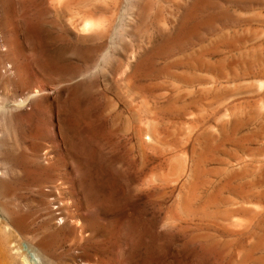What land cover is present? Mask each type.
Returning <instances> with one entry per match:
<instances>
[{
	"label": "rangeland",
	"instance_id": "1",
	"mask_svg": "<svg viewBox=\"0 0 264 264\" xmlns=\"http://www.w3.org/2000/svg\"><path fill=\"white\" fill-rule=\"evenodd\" d=\"M0 5V97L42 89L0 138L3 264H146L138 233L149 264H264V0Z\"/></svg>",
	"mask_w": 264,
	"mask_h": 264
},
{
	"label": "bare ground",
	"instance_id": "2",
	"mask_svg": "<svg viewBox=\"0 0 264 264\" xmlns=\"http://www.w3.org/2000/svg\"><path fill=\"white\" fill-rule=\"evenodd\" d=\"M4 6L0 5V15L3 14L4 12ZM4 16V14L2 15ZM86 20V19H85ZM90 26V25H89ZM4 39V38H3ZM2 45V44H1ZM2 47V46H1ZM7 49V45L2 47V49H0V82H5L6 81H11L12 77L15 76V71L13 70V66L11 64V62L8 59L7 53L5 52ZM10 52V51H9ZM8 52V53H9ZM15 53V52H14ZM14 64V63H13ZM18 64V62H17ZM16 65V64H15ZM8 66H10V69H8ZM16 67V66H14ZM25 70V69H24ZM28 72V71H27ZM19 73V72H17ZM29 73V72H28ZM14 75V76H13ZM17 75V74H16ZM27 79V78H26ZM30 80V79H29ZM2 85V84H0ZM10 85V84H9ZM13 87L9 88L6 90V92L3 95V91L2 93V97H0V138L3 136V134L7 133L9 131V128L11 130V127H9V123L11 124V122L13 121L14 118L20 116V114L18 115L17 112H22L24 111L29 105H31V101L36 98V93L42 89L37 88V92H35L34 90H30L27 89L23 96H19L18 93V89L17 86H14V84L12 83ZM17 85V84H16ZM24 85V84H23ZM40 86V85H39ZM43 86V85H42ZM41 86V87H42ZM3 87V85H2ZM8 87V86H7ZM23 88V87H22ZM3 90V89H2ZM45 93V92H43ZM1 95V94H0ZM40 95V94H39ZM37 98H38V93H37ZM33 104V103H32ZM39 104V102H38ZM32 107V106H31ZM31 107H29L31 109ZM35 110V109H34ZM22 117V116H21ZM23 118V117H22ZM16 122H19L16 121ZM15 123V122H14ZM17 124V123H16ZM11 126V125H10ZM14 128V127H13ZM12 132V131H9ZM9 135V134H8ZM4 137V136H3ZM2 140V139H1ZM73 143V142H72ZM1 166V165H0ZM3 167V166H1ZM2 169V168H1ZM0 169V170H1ZM1 172V171H0ZM3 172V171H2ZM1 172V173H2ZM7 174V173H6ZM1 176V174H0ZM1 184V183H0ZM61 184V183H60ZM2 185V184H1ZM5 185V184H4ZM96 187V186H95ZM4 188V186H3ZM99 188V187H98ZM95 189V188H94ZM97 189V188H96ZM95 189V190H96ZM102 189V188H101ZM100 189V191H101ZM4 190V189H3ZM2 190V191H3ZM58 190V189H57ZM5 191V190H4ZM59 193V191H57ZM62 192V191H61ZM95 192V191H94ZM102 193V192H101ZM2 194V193H1ZM71 194V193H70ZM75 194V192H74ZM77 194V193H76ZM59 195V194H58ZM100 196V195H99ZM106 196V195H105ZM103 196V198L105 197ZM1 197V196H0ZM5 197V196H4ZM100 198H102L100 196ZM106 198V197H105ZM104 198V199H105ZM55 199V198H54ZM92 200V199H91ZM55 201V200H54ZM56 201H59L56 199ZM78 201V200H77ZM76 201V202H77ZM97 201V200H96ZM105 202V201H104ZM62 205V202H60ZM74 203V202H73ZM3 204V203H2ZM72 204V203H71ZM97 204V203H96ZM60 205V206H61ZM68 204H66L67 206ZM98 205V204H97ZM103 205V204H102ZM112 206V205H111ZM12 207V206H11ZM11 207L9 208V205H1L0 204V253H2L4 256H6V253L8 251V253L10 252V250H13L17 245V238H25L27 236V234L24 233L25 231L23 230V227L21 225L20 219L19 222H17L18 218L15 219L14 217V212H12ZM64 207V204H63ZM59 208V207H58ZM62 208V207H61ZM103 209V207H101ZM101 209V210H102ZM89 210V209H88ZM98 210V209H97ZM104 210V209H103ZM94 211V210H93ZM96 211V209H95ZM100 212V211H99ZM89 213V212H88ZM17 214V213H15ZM67 214H69L67 212ZM71 214V213H70ZM77 214V212H76ZM19 215V214H18ZM75 215V214H74ZM99 215V213H98ZM70 216V215H68ZM19 217V216H17ZM76 217V216H75ZM99 218V217H98ZM62 219V218H61ZM67 219V218H66ZM23 220V219H22ZM66 221V220H65ZM24 225V224H23ZM82 225V224H81ZM26 227V226H24ZM86 227V226H85ZM143 227V226H142ZM91 228V227H90ZM115 231V230H114ZM27 232V231H26ZM121 232V231H120ZM119 233V232H117ZM131 233V231L128 233V235ZM124 234V232H123ZM133 234V233H132ZM111 236V235H110ZM186 236V235H185ZM123 237V235H122ZM176 237V236H175ZM118 239L117 236L114 237ZM106 239V238H105ZM116 239V241H118ZM196 239V238H195ZM25 240V239H24ZM83 240V239H82ZM122 241V239H120ZM126 240V239H125ZM159 235L158 236H154V235H149V234H145V233H138L133 235V238L130 241V250L131 253L133 255H138V254H142L143 255V259L146 262V264H149L151 262H158L161 263L162 261L165 260V246L159 243ZM170 240V239H169ZM194 240V239H193ZM197 240V239H196ZM33 241V240H32ZM84 241V240H83ZM128 241V240H127ZM126 241V242H127ZM177 241V239H176ZM79 242V241H78ZM115 242V241H114ZM119 242V241H118ZM117 242V243H118ZM123 242V241H122ZM173 242V241H172ZM183 242V241H182ZM186 242V241H185ZM189 242V241H188ZM185 243V244H190V243ZM193 242V241H191ZM176 243V242H175ZM22 244V243H21ZM19 244V245H21ZM29 244V243H28ZM184 244V243H183ZM13 245H16L15 247ZM18 245V246H19ZM45 245V244H44ZM42 246V245H41ZM189 246V245H188ZM35 247V246H34ZM38 247V246H36ZM171 247V246H170ZM184 247V245H183ZM186 247V245H185ZM17 248V247H16ZM48 248V246H47ZM46 248V250H47ZM177 248V247H176ZM190 248V247H189ZM42 249V247H41ZM184 249V248H183ZM188 249V247H187ZM28 250V249H27ZM179 250V248H178ZM38 251V248H37ZM49 251V249L47 250ZM172 251V250H171ZM175 251V250H174ZM173 251V252H174ZM32 252V251H31ZM120 252V250H119ZM35 253H32V255ZM43 254L44 251H43ZM42 254V255H43ZM31 255V254H30ZM39 256V253L37 254ZM36 255L32 256V260L31 262L33 264H43V260L38 257ZM46 256V255H45ZM1 257V256H0ZM28 257V256H27ZM26 257V258H27ZM181 257V255H180ZM24 258V257H23ZM31 258V256H30ZM2 259V258H1ZM142 259V258H141ZM179 259V258H178ZM27 260V259H26ZM25 260V261H26ZM30 260V259H29ZM28 260V262H29ZM183 260V259H182ZM9 261V260H8ZM11 261V260H10ZM24 261V262H25ZM53 261V260H52ZM168 261V260H167ZM193 261V260H192ZM31 262H29L31 264ZM137 262V261H136ZM140 262V261H139ZM142 262V261H141ZM53 263V262H52ZM51 263V264H52ZM0 264H3L0 261ZM9 264V263H8ZM26 264V262H25Z\"/></svg>",
	"mask_w": 264,
	"mask_h": 264
}]
</instances>
